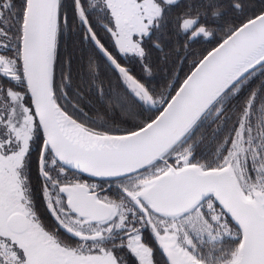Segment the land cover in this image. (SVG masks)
<instances>
[{"label":"snow or ice","instance_id":"6c2138e0","mask_svg":"<svg viewBox=\"0 0 264 264\" xmlns=\"http://www.w3.org/2000/svg\"><path fill=\"white\" fill-rule=\"evenodd\" d=\"M0 264H264V0H0Z\"/></svg>","mask_w":264,"mask_h":264},{"label":"flooded vegetation","instance_id":"af4514ba","mask_svg":"<svg viewBox=\"0 0 264 264\" xmlns=\"http://www.w3.org/2000/svg\"><path fill=\"white\" fill-rule=\"evenodd\" d=\"M81 35H82V33H78V34H71V33H69V34H67V35H61V37H60V39H59L60 60L64 59V56L66 55V53H67L68 51H70V49H71V47H72V44H71V43L73 42V40H72L73 37H76V40H77V41L80 43V45L82 46V48H83V54H85V55H87V54L90 55V54H91V48H90V46H89L87 43H85V42H83V41L81 40V38H80ZM164 44H165V51H166V52L169 51V50H170L172 47H174V45H175V37H172V38H170V39H165ZM193 47H195V45H193ZM150 51H151V58H153V59L155 60V59H157V58L159 57L160 53L157 52L155 49H150ZM181 54H183V52H181ZM192 58H193V57L190 55V56L188 57V60H191ZM170 59H172V60H176V59H178V58L175 57V56H171ZM122 63H123V61H122ZM57 65H58V69H59V68H60V64H59V62H58ZM131 66L133 67L135 73H136V74H139V70H140L139 65L136 64V63L133 61V62L131 63ZM187 68H188V61L186 60V61H184V68H183V70L180 72L181 79H183V76H184V74L186 73ZM73 69H74V67H73ZM34 155H35V154H34ZM85 178H87V177H85ZM88 182H95V181L89 179ZM32 184H33L34 189H35L36 192H37V204H38V207L40 208L41 216H42V218L44 219L45 224H46L49 228H52V227H54V223H53V221H52V218L50 217V215H48V214L44 211L43 206L40 205V197H39L40 181L37 179L36 174H35V171L33 172V176H32ZM158 259H159V257H158Z\"/></svg>","mask_w":264,"mask_h":264},{"label":"trees","instance_id":"16d2710c","mask_svg":"<svg viewBox=\"0 0 264 264\" xmlns=\"http://www.w3.org/2000/svg\"><path fill=\"white\" fill-rule=\"evenodd\" d=\"M72 40H73V42L71 43L72 44V47H71L70 51H68L66 53V55L68 53H71L72 54V56H73V67H74L73 71L75 73L76 70H77V68L79 67V62H80L81 58H83V61L86 64L87 63V60H88V57H89V54H87V55L83 54V48L80 45V43L76 40V37H73ZM213 46H215V41H213L210 44H195V47H193V51L200 50V49H209L210 50V48L213 47ZM65 56H64V58H65ZM151 59H152L153 66H154L153 70L156 73L154 79H152L151 82L159 85L160 80H161V73L155 67L158 64V58L155 59V60L153 58H151ZM59 70H60V68L58 69V65H57V79L59 78ZM188 70H189V68H187L186 72ZM139 73H140V70H139ZM94 99L95 98L93 97V100ZM85 111L88 112V114L90 116H94L95 115V113L92 112V111H89L88 108H85Z\"/></svg>","mask_w":264,"mask_h":264}]
</instances>
